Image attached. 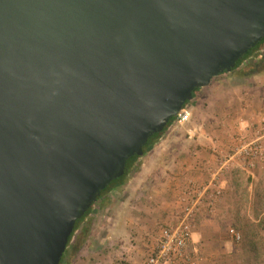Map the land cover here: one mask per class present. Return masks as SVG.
I'll return each mask as SVG.
<instances>
[{
	"label": "water",
	"instance_id": "water-1",
	"mask_svg": "<svg viewBox=\"0 0 264 264\" xmlns=\"http://www.w3.org/2000/svg\"><path fill=\"white\" fill-rule=\"evenodd\" d=\"M264 39V0H0V264H60L128 160Z\"/></svg>",
	"mask_w": 264,
	"mask_h": 264
},
{
	"label": "rangeland",
	"instance_id": "rangeland-1",
	"mask_svg": "<svg viewBox=\"0 0 264 264\" xmlns=\"http://www.w3.org/2000/svg\"><path fill=\"white\" fill-rule=\"evenodd\" d=\"M264 54V48L256 51L249 57L244 64L236 72H232L230 76H243L253 72L264 73V62L261 59ZM229 76V74H227ZM226 77L221 74L214 78L215 85L220 81L225 86L224 92L233 93L234 88L239 87L240 81L228 83ZM238 83V84H237ZM239 88L244 93L249 91L250 86L246 84ZM243 88V89H242ZM212 91L218 92L216 86L211 88ZM210 88L204 87L197 94V98L192 99L187 105V109L191 111L190 120L182 124L176 121L168 128L163 137L156 144L155 149L142 156L135 164L134 170L128 176L127 181L117 188L110 190L108 193L98 200L92 212L81 223L80 228L75 233L66 254V260L63 264H72V253L77 254L82 250H74V245L81 243L82 238L87 239L95 233L97 228L100 236H126L129 243L126 247L129 250H122L120 257L115 259L118 264H142L148 257L152 247L156 245L158 236L160 235V226L167 216V212H161L162 209H173L176 211L177 197L171 196L163 202H159L157 193L159 191L169 190L171 188L182 187L189 180H193L199 186L204 185L210 179L211 173L219 166V160L223 157L227 159L234 156L228 169L221 175L224 182L223 196L217 203L215 213L213 215H204L209 219L208 224L200 228V222L196 226L190 244V250L196 257L195 264H264V161L260 162L256 167L245 169L239 165L236 157L235 135L241 132L245 135L246 140H251L257 136L259 121L264 116V108L259 109L249 117L242 116L247 121H242L241 116L237 114L235 107L227 108L225 122H227L228 132L215 133L211 136L214 143L220 144L223 153L213 151V158L205 168L202 156L204 155L202 148L198 142L197 154L192 152V141L204 134L197 132L191 134L188 127L192 122L202 121L204 112H198L197 116H193V108H204L211 115L221 107L217 96L212 99L204 100L207 93L213 94ZM201 96L203 99L201 100ZM204 101V102H203ZM203 102L204 104L200 105ZM218 103L220 106H218ZM215 110V111H214ZM221 110V109H220ZM219 110V111H220ZM217 113H220V112ZM212 119H215V117ZM239 119V120H238ZM244 119V120H245ZM246 122L242 125V123ZM216 122H214L215 124ZM233 124H236L233 128ZM216 127V126H215ZM253 127V129H249ZM168 136L169 140L166 144H161ZM191 141V143L189 142ZM202 150V151H201ZM186 159L184 163L186 168L195 167L202 172V176L187 178L182 171L177 169L179 165L177 160ZM219 159V160H218ZM185 162V160H183ZM182 163V162H180ZM194 169V168H193ZM180 172V173H179ZM204 172V173H203ZM179 174L178 178L174 176ZM182 176H181V175ZM176 182V185L174 184ZM147 187L151 191L148 194L135 196V190L142 194V188ZM166 204V205H161ZM171 209V210H172ZM146 211H155L163 215L152 213L155 218L150 221H143L142 213ZM170 210V212H171ZM168 211V210H165ZM148 215V214H147ZM149 216V215H148ZM133 217L136 222L129 225L127 218ZM162 220V221H161ZM103 226V228H101ZM86 229L87 234L82 231ZM234 229L240 236L239 239L232 234ZM112 251V250H111Z\"/></svg>",
	"mask_w": 264,
	"mask_h": 264
},
{
	"label": "crops",
	"instance_id": "crops-1",
	"mask_svg": "<svg viewBox=\"0 0 264 264\" xmlns=\"http://www.w3.org/2000/svg\"><path fill=\"white\" fill-rule=\"evenodd\" d=\"M239 70V69H238ZM237 71V70H236ZM236 71H232V72H236ZM232 72H227V73H223V76L226 77H221V79L224 78H228L227 81L228 83L232 82L236 84V80H242L240 81V85L238 84L239 87L234 88L233 93H228V92H224L223 89L225 88L224 85L221 84L220 81L217 82L218 85H215V81L214 79L211 81L210 85L206 86L208 88H213L216 86L217 90H221L218 92L212 91L213 89H211L213 94H209L207 93V97H205L206 99L204 100H209L212 99V97L214 95L217 96V99L219 100L221 107L219 108V110H216V113L212 114V112H209V108L204 109V108H193V116H197L198 112H204V115L202 117V121L200 122L199 120H197V122H192L191 126L188 127L189 132H191V134H195L197 132L200 131V133L204 134L206 132V135H203V137L201 136V138L197 137L192 141V152L193 154H197V149L198 147V142L200 144V147L202 148L204 155L202 156V158L204 159L202 163H204V167L208 168L209 165H207L208 163L211 162V159L213 158V151H216L219 155V152L223 151V148H220L222 143H214L211 139V136L214 135L215 133H222V132H228L230 129H228V127L226 125L227 122H225V117L227 115V108L229 106V108L231 107H235L237 109V114L239 116H246L249 117V114H254L256 113V111H258L259 109L264 108V73L262 72H253V73H249V74H244L243 76H230L232 75ZM264 72V71H263ZM227 74H229V76H227ZM221 76V75H220ZM230 81V82H229ZM247 85L250 86L249 91L244 93V91H241L239 88L244 87L243 85ZM204 88V87H203ZM202 88V89H203ZM201 89V90H202ZM243 89V88H242ZM198 94V93H197ZM196 96L193 98H197L198 96ZM212 96V97H211ZM203 99V96H201V100ZM191 102V101H190ZM204 102V101H203ZM203 102L200 103V105L204 104ZM220 104L218 103V106H220ZM215 111V110H214ZM220 113H217V112ZM215 117V119H212ZM241 116L240 119H242V121H247L245 118H243ZM245 119V120H244ZM239 120V119H238ZM214 122H216L214 124ZM246 122L242 123L245 124ZM236 124H233V128ZM216 126V127H215ZM236 127V126H235ZM250 130L253 129V127L249 128ZM169 138L168 136L165 138V140L162 141L161 144H166L168 142ZM191 143V141H189ZM155 149V147H154ZM201 150V151H202ZM211 158V159H210ZM185 160V162L183 161ZM179 165L176 164V166L178 167L177 169H180L182 171V175L184 174L188 179L189 178H194L196 177L195 174H198L199 176H202V172L199 173L198 169H195V167H193L192 165L186 168V163L191 162L192 164L195 161H198L196 159L187 162L186 159H181V160H177ZM182 162V163H180ZM185 163V164H184ZM194 168V169H193ZM180 173V172H179ZM204 173V172H203ZM179 174H176L174 176V181H175V177H179ZM181 175V174H180ZM181 175V176H182ZM194 176V177H193ZM174 184L176 185V182H174ZM179 191V187L178 190L177 188H171L169 190H165L163 191H159L157 193V197L159 199V202H163L166 198L170 199L171 196L176 197L177 193ZM135 196H140L143 194H148L149 192L151 193L150 190H148L147 187L142 188V194L139 193V191L135 190ZM161 205H166V204H161ZM169 207V209H162L161 212H167V216L163 221L162 224L168 222L171 217L173 216L174 212L173 209ZM168 210V211H165ZM171 210V212H170ZM156 214V215H163L161 213H156L155 211H146L144 210V212L142 213V218L141 220L143 221H150L151 218H155L152 213ZM149 216H148V215ZM205 216L200 217V219L198 220V223L200 222V228L204 227L205 225L208 224V220L207 218H204ZM129 220V225H132L134 222H136L134 220L133 217L127 218ZM162 221V220H161ZM161 224V225H162ZM103 228V226L101 227ZM96 229L95 233H93L92 235H90L87 239L84 240V238H82L81 243L78 245V243H76L74 245V250H82L83 252L80 253H76L73 252L72 253V264H118L115 262L116 258H119L122 252V250H129L126 245L129 243V239L126 236H122V237H117V236H111V235H106V236H100L98 235V230L97 228H94V230ZM159 240V236L157 238L156 244ZM156 245H154L155 247ZM152 247V249L154 248ZM112 250V251H111ZM66 260V258H65Z\"/></svg>",
	"mask_w": 264,
	"mask_h": 264
},
{
	"label": "built area",
	"instance_id": "built-area-1",
	"mask_svg": "<svg viewBox=\"0 0 264 264\" xmlns=\"http://www.w3.org/2000/svg\"><path fill=\"white\" fill-rule=\"evenodd\" d=\"M190 117L191 111L184 106L176 122L182 124ZM234 140L237 144L235 155L241 167L251 169L264 161V116L259 121L256 137L246 140L245 135L239 132ZM233 158L218 159L219 166L204 185L199 186L189 180L179 188L176 211L168 222L160 226L159 240L142 264H195L196 257L190 250L192 234L200 217L215 213L217 203L223 196L224 182L221 175ZM231 232L237 239L240 238L234 229Z\"/></svg>",
	"mask_w": 264,
	"mask_h": 264
},
{
	"label": "trees",
	"instance_id": "trees-1",
	"mask_svg": "<svg viewBox=\"0 0 264 264\" xmlns=\"http://www.w3.org/2000/svg\"><path fill=\"white\" fill-rule=\"evenodd\" d=\"M264 48V39L262 41H260L254 48H252L246 55L243 56V58H241L237 64H236V67L233 69V71H236L238 70L239 68H241V66L244 64V62L249 58L251 57L256 51L260 50ZM261 62H264V54H263V57L261 59ZM224 73H227V72H224ZM223 74V73H221ZM220 74V75H221ZM202 88L199 87V88H196L193 92V98L196 96V94L201 90ZM190 103V101H187L185 103L184 106H187L188 104ZM176 121V117H172L168 124L165 126V128L158 132V133H155L153 134L147 144L144 146V155H146L147 153H149L150 151H152L154 149V147L156 146V144L159 142V140L163 137V135L166 133V131L168 130V128L172 125V123ZM142 156H139V155H135L133 157H131L129 160H128V163H127V167H126V171L124 173L123 176L119 177L118 179L114 180L104 191H102L100 197H98V200H100L104 195L105 193H108L110 190L114 189V188H117L118 186H121L123 185L127 179H128V176L130 175V173L134 170V166L136 164V162L142 157ZM97 200V201H98ZM95 203L89 208V210L84 214V216L80 219L77 220L76 222V225H75V228L69 238V242H68V245H67V248H66V251L64 252L63 254V257L61 259V262L60 264H63L64 261H65V257H66V254L68 252V248H69V245L71 244V241L75 235V233L77 232V230L80 228L81 226V223L86 219V217L92 212V209L94 207ZM83 233L87 234L88 232L86 231V229H84L82 231Z\"/></svg>",
	"mask_w": 264,
	"mask_h": 264
}]
</instances>
